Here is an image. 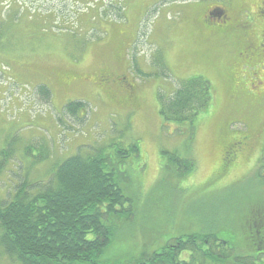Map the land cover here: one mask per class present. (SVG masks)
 Wrapping results in <instances>:
<instances>
[{
  "label": "rangeland",
  "instance_id": "rangeland-1",
  "mask_svg": "<svg viewBox=\"0 0 264 264\" xmlns=\"http://www.w3.org/2000/svg\"><path fill=\"white\" fill-rule=\"evenodd\" d=\"M188 3L207 5L197 0H0V161L10 156L0 200L15 179L6 173L14 164H21L32 182L49 181L56 163L78 149L86 153L102 146L114 155L118 147L137 142L140 153L130 156L129 169L122 171L128 180L122 183L138 199L141 218L137 214L133 232H123L104 252L102 259L112 262L141 251L137 230L142 225L146 241L154 237L157 222L169 237L215 232L234 213L248 209L245 201L256 203L251 195H264L258 165L264 98L253 95L258 81L264 92V58L254 61L244 48L261 40L264 0H215L238 28L231 22L229 32L204 45L188 18ZM105 70L120 79L113 88L106 80L97 82ZM196 77L212 86L210 107L193 126L165 122L159 95L170 98L183 81ZM41 88L50 92L47 100ZM78 101L86 105L81 121L63 113L66 104ZM220 139L240 142L236 164L206 185L224 158ZM174 154L194 159L196 169L183 182L187 192L173 189L172 172L165 171ZM149 208L152 217L146 219ZM190 255L185 251L180 258L190 260ZM0 264L18 263L0 249Z\"/></svg>",
  "mask_w": 264,
  "mask_h": 264
},
{
  "label": "trees",
  "instance_id": "trees-1",
  "mask_svg": "<svg viewBox=\"0 0 264 264\" xmlns=\"http://www.w3.org/2000/svg\"><path fill=\"white\" fill-rule=\"evenodd\" d=\"M225 23L215 21L217 37L230 31L229 27L224 28L231 23L230 16ZM263 39L262 36L253 49L254 61L264 58ZM256 43L254 40V45ZM113 77L114 74L105 70L97 76V82L106 80L113 88ZM126 85L127 91H134L133 86ZM258 86L253 95L264 98L263 88ZM39 92L46 100L50 96L46 88ZM234 94L228 92L230 97ZM212 98L208 80L191 78L183 81L170 98L159 95L160 114L165 122L193 126L196 117L210 107ZM84 109L83 102H69L63 113L81 121L79 113ZM220 142L225 143L224 158L206 185L227 176L236 164V149L240 148V142L226 139H220ZM117 150L110 155L102 146L86 153L85 149H78L77 154L56 163L49 181L32 182L21 164L6 168V173H12L15 179L8 187V195L0 200L2 253L18 264H264V195L256 198L251 195L256 203L245 201L248 209L234 213L232 219L215 232L179 233L169 237L166 227L157 222L154 237L146 241L147 230L143 225L137 227L143 240L140 252L112 262L103 260L106 249L120 241L123 232H133L139 212L138 199L128 193L122 183V180H128L122 171L129 169L133 161L130 156L139 155V144L133 142L128 149L118 147ZM172 158L167 162L171 164L165 167L169 175L172 172L171 187L185 189L184 179L196 169L194 159L190 155L180 158L177 154ZM260 158L258 165L264 188V144ZM6 159L10 156L0 161V179L8 163ZM11 160L15 163L14 158ZM16 168L18 172H15ZM152 209L144 213L146 219L152 217L149 212ZM151 245L159 248L152 249ZM185 251L191 253L190 260L180 258Z\"/></svg>",
  "mask_w": 264,
  "mask_h": 264
},
{
  "label": "flooded vegetation",
  "instance_id": "flooded-vegetation-1",
  "mask_svg": "<svg viewBox=\"0 0 264 264\" xmlns=\"http://www.w3.org/2000/svg\"><path fill=\"white\" fill-rule=\"evenodd\" d=\"M186 1H190V0H186ZM197 1L206 2L207 5L203 8H200L197 6L196 3H191V4L188 3L187 5L191 6L192 8V12L188 14V18L190 19L191 24L194 26V31L196 32L198 39L201 41V44L204 45V40L211 41L215 39V31H216L215 21L222 20L223 24H226L225 22L230 15L226 8L222 9V8L217 7V5L215 6V0H197ZM262 8L264 9V5H262ZM261 13L264 14V11H262ZM230 20L234 25L238 23V22L233 21L234 20L233 17H230ZM224 28L227 30V26H225ZM260 36L261 37L263 36L264 38V24L261 26ZM251 43L246 45L247 53L249 54V56H251L254 52L253 51L254 46L252 47ZM262 45L264 46L263 43ZM251 57H254V56H251ZM106 75L108 78H111L109 74H106ZM112 82L115 83V85H117L119 82V79H116L113 77ZM258 85H256L255 88L257 86L261 87L260 81H258Z\"/></svg>",
  "mask_w": 264,
  "mask_h": 264
},
{
  "label": "bare ground",
  "instance_id": "bare-ground-1",
  "mask_svg": "<svg viewBox=\"0 0 264 264\" xmlns=\"http://www.w3.org/2000/svg\"><path fill=\"white\" fill-rule=\"evenodd\" d=\"M106 11V10H105ZM104 12V11H103ZM137 34V33H136ZM136 38V37H135ZM154 58V57H153ZM189 99V98H188Z\"/></svg>",
  "mask_w": 264,
  "mask_h": 264
}]
</instances>
